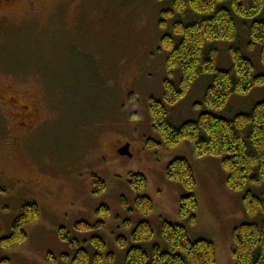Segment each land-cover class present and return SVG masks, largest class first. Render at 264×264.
Segmentation results:
<instances>
[{"label":"rangeland","instance_id":"374dc122","mask_svg":"<svg viewBox=\"0 0 264 264\" xmlns=\"http://www.w3.org/2000/svg\"><path fill=\"white\" fill-rule=\"evenodd\" d=\"M171 6L172 0H35L32 5L0 7V96L16 90L25 102L41 97L45 103L40 119L49 120L33 133L19 131L9 106L0 101V259L9 264H70L79 247L92 255L93 236L105 243L103 264H124L132 245L165 249L162 220L185 223L178 214L182 187L166 177L165 168L171 160L185 158L196 176L197 218L204 219L198 229L202 235L190 230L191 239L213 242L215 264H234L233 225L223 224L234 210L230 196L239 192L228 187L220 159L195 157L187 139L166 147L152 127L149 98L163 99L167 76V53L160 41L176 17L163 27L160 21L162 11ZM248 40V30L237 22L236 41L216 44V66H230L228 47L234 45L251 60L256 74H264L260 46L248 49ZM179 78L176 68L172 81L178 84ZM209 81V75L198 79L184 98L169 106L173 125L207 110L195 104L202 102ZM263 99L264 85L257 86L246 95L232 96L214 112L230 118ZM147 138L161 144L150 147ZM123 142L129 144L131 156L115 151ZM131 172L147 177L140 194L153 201L148 215L136 210L137 194L128 184ZM93 175L105 183L100 194L93 193ZM36 181L42 182L39 192L33 187ZM27 203L38 205V220L25 226L23 242L2 246L1 239L10 235L19 209ZM238 204L244 212L241 199ZM102 206L108 208L106 218L96 212ZM145 219L153 236L135 242L131 231ZM79 221L93 227L78 231ZM61 228L74 242L60 237ZM120 236L126 238L125 246L118 244ZM108 253L113 254L110 262Z\"/></svg>","mask_w":264,"mask_h":264},{"label":"trees","instance_id":"16d2710c","mask_svg":"<svg viewBox=\"0 0 264 264\" xmlns=\"http://www.w3.org/2000/svg\"><path fill=\"white\" fill-rule=\"evenodd\" d=\"M174 16L176 19L170 33L164 34L160 41L161 48L167 53V76L163 82V99L149 98L152 127L159 132L166 147L187 139L192 144L195 157L220 159L226 171V183L231 190L239 192L245 210L243 220L231 231L234 264H264V99L249 111L230 118L214 112L224 107L232 96L246 95L254 87L264 85V74H256L251 60L234 45L228 47L230 66L227 69L216 66V44L236 41L237 22L244 31L248 30L247 48L260 46L259 56L264 64V0H172V6L162 11L160 26L163 27L166 20ZM176 68L180 70L178 84L172 81ZM205 75L210 76V81L202 102L195 105H204L207 110L195 119L173 125L168 119L169 106L184 98L194 82ZM145 142L150 147L161 144L153 138H147ZM165 174L182 187L179 217L188 226L194 225L199 202L191 164L185 158H175L166 165ZM128 184L137 194L134 202L136 210L148 215L153 209V201L149 196L140 194L147 186V177L131 172ZM92 186L93 193L100 194L105 183L93 175ZM122 201L125 204V200ZM96 212L106 218L108 208L102 206ZM39 213L36 203L22 205L12 223L10 235L1 239V245L11 247L23 242L27 236L25 226L36 222ZM186 224L162 220L161 233L166 248L154 244L150 250H145L142 246L132 245L126 251L124 264H215L213 242L205 238L191 239ZM75 227L78 231H86L93 225L79 221ZM153 233L150 221L141 220L132 229L131 239L135 242L147 241ZM59 234L62 239L74 242L67 237L64 228ZM117 242L125 246L126 238L120 236ZM91 243L94 248L92 255L79 247L70 264H103V239L93 236ZM107 257L110 262L113 254L108 253ZM0 264H9V261L0 259Z\"/></svg>","mask_w":264,"mask_h":264},{"label":"flooded vegetation","instance_id":"af4514ba","mask_svg":"<svg viewBox=\"0 0 264 264\" xmlns=\"http://www.w3.org/2000/svg\"><path fill=\"white\" fill-rule=\"evenodd\" d=\"M17 2L24 3L26 5H29L31 3L32 5L35 0H0V7ZM9 91L10 87H7V92ZM32 96L33 94L30 95V98ZM52 99L53 98L50 97V99L47 101H50ZM0 101L9 106L11 110V119L15 121L14 125L19 131H24L25 133L30 134L48 124L49 120L46 121V119L44 118L40 119L41 108H43L42 104L45 103V100H42L41 97H35L34 100L25 102L22 101L18 91L13 90L12 94L8 95L7 97L0 96ZM122 145L123 143H120L117 147H115V151ZM41 183L42 182L38 181L34 183L33 187L35 188L36 192H39V189H41Z\"/></svg>","mask_w":264,"mask_h":264},{"label":"crops","instance_id":"0c3cea01","mask_svg":"<svg viewBox=\"0 0 264 264\" xmlns=\"http://www.w3.org/2000/svg\"><path fill=\"white\" fill-rule=\"evenodd\" d=\"M180 192H181V190H180ZM230 197H231V200H230L229 204H230V207L232 209H233V205H234V210L233 211H230L228 213L227 220L224 222L223 225L226 224L228 226V228H230V226L233 225V226H231V231H232L233 227L235 225H237L239 223V221L243 220V218H244V212L242 211V209L240 208V206L238 204V200L241 199V195L240 194L239 195L236 194L235 196L232 195ZM230 207H229V209H230ZM227 208H228V206H227ZM235 218H238V219L236 220ZM200 220L203 221L204 219L202 217H200V215H198L197 221H196V223L194 225H189L188 226L186 223H183V224H186L187 225V227H188V233H189L190 237L192 235L191 232H190V230H192V232H193V234L195 236L202 235L201 233H198L199 232L198 229L200 230L202 228V226L204 225V223L202 225H199ZM171 221L175 222L176 220H171Z\"/></svg>","mask_w":264,"mask_h":264},{"label":"water","instance_id":"95a60500","mask_svg":"<svg viewBox=\"0 0 264 264\" xmlns=\"http://www.w3.org/2000/svg\"><path fill=\"white\" fill-rule=\"evenodd\" d=\"M117 152L122 156H131V152L129 150V144H125L122 147L117 149Z\"/></svg>","mask_w":264,"mask_h":264}]
</instances>
